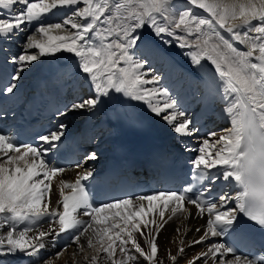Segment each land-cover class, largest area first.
Returning a JSON list of instances; mask_svg holds the SVG:
<instances>
[{
  "label": "snow or ice",
  "instance_id": "1",
  "mask_svg": "<svg viewBox=\"0 0 264 264\" xmlns=\"http://www.w3.org/2000/svg\"><path fill=\"white\" fill-rule=\"evenodd\" d=\"M17 5L19 9L11 11ZM62 9L67 10L62 21L44 24L47 15ZM0 11V41L30 30L42 37L27 36L21 54L11 61L15 67L9 83L0 88V93H13L21 74L40 57L67 52L78 58L76 74L83 76L93 93L67 110L94 109L102 98H111L114 91L146 104L157 116L163 114L178 138L193 137L197 131L188 114L179 108L167 88L159 86L157 76L143 71L147 62L133 55L140 39L138 29L150 27L157 36H175V30H180L186 35L177 37L179 46L196 49L190 53L193 62L200 64L206 59L213 66L221 98L226 102L223 111L232 125L216 140L221 147L214 154L209 150L210 140H203L183 190L126 196L96 205L83 184L93 176L89 171L78 174L75 183L61 181L62 199L58 204H62V212L50 208V182L65 169L44 157L56 149L65 126L61 124V131L38 137L48 146L44 149L19 145L14 135L0 132V229H6L0 231V264L7 256L30 260L39 257L45 241L55 240L61 233H73V242L79 243L90 229L100 245L97 253L105 254L104 259L111 264H165L159 258L157 243L166 222L165 213L170 209L173 217L183 212L190 217L187 205L194 206L201 217L208 214L206 225L195 230L203 235L193 239L192 246L203 244L209 237L235 233L255 249L241 255L228 243H211L188 264H199L201 260L204 264H264V241L256 249L252 235L237 227L243 217L252 229L264 234V0H0ZM53 29L66 34H52ZM221 30L229 36L226 38ZM187 37H193L195 42ZM241 44L246 50L237 46ZM29 50L38 52L29 54ZM96 158L91 153L85 159ZM22 161L24 165L20 166ZM218 166H223V171L214 175L211 170H219ZM220 179L242 189L235 197V207L229 206L228 194L222 193L218 201L206 199ZM68 188L71 193L65 195L63 190ZM150 213H158L160 222L146 219ZM81 215L90 220L81 219ZM42 218H50L48 230L29 236ZM26 220L31 224L20 230L17 224ZM150 224L146 235L144 229ZM140 237H144L147 249L138 242ZM184 243L181 239L175 254L168 252L171 264L184 256ZM129 244L134 253L127 247ZM88 246L94 247L91 238ZM117 250L121 259L115 258ZM91 261L98 264V255Z\"/></svg>",
  "mask_w": 264,
  "mask_h": 264
},
{
  "label": "bare ground",
  "instance_id": "2",
  "mask_svg": "<svg viewBox=\"0 0 264 264\" xmlns=\"http://www.w3.org/2000/svg\"><path fill=\"white\" fill-rule=\"evenodd\" d=\"M56 16H57L56 13L54 14L51 13L47 15L44 22L47 21L49 22L50 20L55 19ZM56 19H58V17H56ZM231 23H239V21H233ZM27 27L29 29L34 28L33 25H28ZM175 31H176L175 36H168L166 34L157 36L150 27L145 26L143 28L138 29L136 35H138L140 39L136 47H138V45L141 44V42L144 43V41L148 40L156 43L155 45H157L158 48L154 47L152 44L151 51L149 50V52L146 51L144 52V54L143 53L141 54V51L140 53L135 52V48H136L135 47L133 49V55L135 58L137 57L139 60H145L147 62L143 71H150L152 74H154L159 78V86L161 88L168 89L169 95L178 102L179 108L185 111L192 121L200 120L202 123L208 125L209 128L214 126L213 132L210 133H215L216 135L210 136L209 133L206 137H200L195 135L190 138L185 137L183 139H180L172 131L171 127L166 123V121L162 118H159L160 116L154 114L146 104L139 101L131 100L128 97L124 96L123 94L115 93L113 91L111 98L109 97L102 98V102L99 103L94 109L70 111L69 114L71 117H67V118L65 117L66 119H63L66 122L69 121L72 122L78 119L80 121L81 117L86 119L87 122L80 121V125L75 124L72 127H69V129L71 133L75 129L82 131L85 136L84 139L86 142L94 138L93 141L90 142L91 144L87 145V148L89 149L87 150L88 151L87 156L90 155L91 153H95L97 158L95 160H86L85 158L87 156H85L83 157L81 163L79 164L80 165L79 168L75 166L70 169H65L63 173L58 174L56 177L52 179V181L50 182L51 209H59V211L62 212V204H58V201H61L62 198L61 181H65L71 184V182L75 178H78V174L83 175L84 173L91 171L93 173V176H95L105 169L109 161L111 150L113 149L112 142L113 140L117 139L121 129L123 128L122 122H126L130 124L134 128L140 127L138 126L140 121L141 123L144 122L148 123V125L151 127L154 133L161 134L166 137L167 142L169 143L168 146L169 149H173V148L182 149L185 152V154H187L189 158L193 160L199 155L197 149L199 148V146L202 145L204 139L210 140L209 150L212 151L213 154L215 153L216 150H218L221 147L220 144H216V140L220 135L227 134V132L231 129L232 125H231V118L223 111V109L226 106V102L224 99L221 98L222 89L220 87L218 77L214 74L213 66H211L210 62H208L206 59L202 60L200 64H196L193 62L190 53L195 52L196 49L188 48V47H184V48L180 47L179 46L180 41L177 40V37L178 36L184 37L186 34L180 30H175ZM221 31L226 38L229 36L227 32H223V30ZM28 32L29 31L21 32L18 36H15L16 41L24 40V38L27 37L26 33ZM22 34L25 35L21 39ZM52 34L64 35L66 33L60 30L53 29ZM33 35L38 36L37 39H42V37L38 33H34ZM187 39L193 43L195 42L193 37H187ZM2 46L4 47L6 46V48L9 49V51L6 52H9L11 53L12 56H14L19 52H22V50L25 47V43L22 45L18 44V42H15L14 44H10L7 43L6 40H3ZM237 46L242 50H246L245 45L241 44ZM37 52L38 50H29V54H35ZM160 54H164L165 58H161ZM77 60L78 58L74 60L69 59L67 52H58L55 55L40 57L28 69L32 73L31 76H24V74L21 75V78L19 79V81H17L18 87L13 92L15 94L12 97L17 99L18 97L22 96L23 100H25L24 94L28 86V83L30 81L36 83L35 75L41 67L46 65H54V64L59 65L58 68L55 69L57 74V72L63 66V63L66 62L68 64L71 63V69L69 70L71 72V70L76 68ZM169 60L170 63L172 62L171 64L173 65L171 67V71L167 72L168 70H166L165 71L166 73L163 74L164 73L163 72L161 75L160 72H157V70H159L158 68L161 67L160 66L161 64L168 65L167 61L169 62ZM10 61L9 62L7 61V65L11 64L12 65L11 69H14V65L12 64V62L10 63ZM65 71L68 72L67 70ZM192 74H195V77L197 79L196 78L192 79L193 81L192 83H189L188 85L189 87L187 86V88L184 90L183 88L180 89L179 90L180 92H174V93L171 92L172 88L177 84H183V87H185L187 81L191 80ZM73 75H75V77L80 81H85L82 75L76 74V71L74 72ZM196 80L199 81L198 84L194 83L196 82ZM206 82L209 84V87L207 86L208 89H205V92L202 95L201 99L195 101L196 99L195 97H192L193 96L192 95L190 96V99L192 98V100L187 103V100H189L187 98L188 96L187 91L190 90V88H192L193 85L203 86V84H205ZM71 88H72V82H69L68 84H61L59 91L62 94H60V96L61 97L66 96L68 93L69 95L65 99L60 98V102H64L67 105H69L77 100L86 98L90 94H93L88 92L86 96L84 94L80 95L78 99L77 90L70 92L69 89ZM84 122L86 123L83 126L82 124ZM80 127H82L83 130ZM195 129L197 128L195 127ZM67 134L68 132L63 134V137ZM184 141L194 142L197 145V148L195 149L186 146V143H184ZM211 145H215V147H211ZM185 146L187 147L188 150H185ZM11 155H16V153H11ZM28 160L30 162L31 157H29ZM23 165L24 162L23 161L20 162V166ZM218 169L219 170L213 169L216 170L217 172L216 175L221 174V172L223 171V166H218ZM216 183L217 185L215 188L220 186L222 187V193L229 195L230 197L229 206L235 207V197L239 192L236 184L234 182H226L223 179H220ZM67 190H69V188L64 189L63 190L64 193ZM45 200H47V195L45 196ZM143 203L145 207H147V201H144ZM187 208L191 212L190 217L188 215V212H183L173 217L170 212V209L167 210L165 213L166 222L164 223V227L161 229L157 240L159 247V258L165 261V264H171V261L168 259L167 254L168 252H171L172 254L176 253L177 249L181 247L180 244L181 239L185 241L183 245V247L185 248V253L184 256L177 261V264H188V261L190 259L196 256L198 253L205 251L211 243H219V237H209V239L205 241L203 244L195 245V246L191 245V241L193 239H198L201 235H203V232L197 233L195 230L197 228H202L206 225V219L208 218V214L207 212H205L201 217L198 215L197 210L194 208V206L187 205ZM80 218L86 221L90 220V217H84L83 215H81ZM146 219L148 220L155 219L157 222H160V217L158 213L156 214L150 213ZM49 220L50 218H46L45 220L41 221L39 227L34 229L32 232H30L29 236L36 235L38 231L48 230L50 226ZM2 223H3V217H0V224ZM30 224L31 221L26 220L18 223L17 227L20 230H23L24 227ZM151 227L152 225L150 224L149 228L144 229L146 235L148 234L149 229ZM177 229H179V231H177ZM0 231L6 232V229H0ZM152 234L155 235V233ZM134 235L138 236L139 234L134 233ZM72 237H73V233L67 232L63 235H59V237L55 238V240H53L52 238H48L45 241L46 247L41 250L39 257H32L30 260L28 257H23V256H18V257L7 256V257H3V259L5 260L4 264H92L91 258L94 255H98V264H111L110 261L104 259L105 254L97 253L96 249L99 248L100 245L96 242V238L91 229L88 232H86L84 236L80 238L79 243H74ZM89 238L93 240L94 247L88 246ZM138 242L141 244L142 247L147 249L148 246L145 244L144 237H140ZM127 247H129L131 251L134 253V249L131 248L130 244L127 245ZM57 253H60V255L57 256ZM115 258L116 259L122 258L118 250L116 252ZM42 260L45 261L42 262ZM143 264H146V262H143ZM199 264H204V262L201 260Z\"/></svg>",
  "mask_w": 264,
  "mask_h": 264
},
{
  "label": "rangeland",
  "instance_id": "3",
  "mask_svg": "<svg viewBox=\"0 0 264 264\" xmlns=\"http://www.w3.org/2000/svg\"><path fill=\"white\" fill-rule=\"evenodd\" d=\"M33 2H35V0H33ZM19 5H17L16 6V8H14V9H11V11H16V10H18L19 9ZM63 10V9H62ZM58 10V11H54L52 14H54V13H56L57 14V16L56 17H58V19H56V17H55V19H52V20H50L49 22L47 21V22H44V24L45 25H48V24H52L53 22L55 23V22H58V21H62L63 20V18L65 17V15L67 14V10ZM0 14H2V11H0ZM54 20V21H53ZM30 33V34H29ZM34 34V32L33 31H29L28 33H26V36H29V35H33ZM25 34H22L21 35V39L23 38V36H24ZM36 38L38 37V36H35ZM15 38V36L12 38V39H10V40H6V42H8V43H12V44H14L15 43V40L16 39H14ZM20 39V40H21ZM26 39H27V37H25L24 38V40H22V41H18V44H20V45H22V44H24L25 42H26ZM151 40V39H150ZM3 43V41L1 42V44ZM147 45H145V44ZM144 43L143 42H141V44L142 45H145V46H142L141 44H139V48H138V50H137V52H140L141 51V54L142 53H144V52H146V47H148V45L149 44H152L153 42L152 41H148V40H146V41H144ZM0 44V63H4L5 61H10V60H12L13 59V57H16V56H18V54H21V52H19L18 54H16V55H14L13 57H12V59H10V58H6L9 54L7 53V52H4L3 51V49H6L7 50V48H5V47H3L2 45ZM145 47V48H144ZM140 54V55H141ZM66 55V54H65ZM162 55H163V57H164V54H160V56L162 57ZM136 59H138L137 57H136ZM167 63H169L168 61H167ZM67 65L65 64V67H66ZM162 66V65H161ZM168 65L167 64H165L164 65V67H161L159 70H157L158 72H160L161 73V75H162V73H163V71H164V73H165V70H166V67H167ZM73 67H75V66H73ZM71 68V63H70V66H69V68L67 67V69L69 70ZM165 68V69H164ZM28 71L30 72V70H26L25 72H23L21 75H23L24 74V76H28L29 75V73H28ZM76 71V68L75 69H73L71 72L69 71V76L70 75H72L74 72ZM65 72V73H64ZM68 72H66L65 70L64 71H62L61 72V76H62V80H65L64 82H70V81H72L73 80V89H69V91H72V90H75V89H77L78 88V94H77V96H79L80 95V89H81V91H84V95L86 96L87 95V93L89 92V93H91L90 92V89H88V83H86V81H81V82H79V79H75V75L74 76H71V77H69L68 75H66ZM163 73V74H164ZM67 77H66V76ZM64 77V78H63ZM73 77H74V79H73ZM69 78V79H68ZM78 82H79V84H78ZM82 83V84H81ZM84 83V84H83ZM80 86H82V87H80ZM208 86V85H207ZM84 87V88H83ZM179 87H182V85H180ZM83 88V89H82ZM203 89V88H202ZM198 90H199V88H197L195 91H193V93L195 94L196 93V91L198 92ZM82 94H83V92H82ZM76 102V101H75ZM162 119H163V115H161L160 116ZM80 121H86V119H84L83 117H81L80 118ZM80 121L78 120L77 121V123H80ZM73 123V122H72ZM70 124H68L67 125V127H70L69 126ZM43 261H45V260H42V262Z\"/></svg>",
  "mask_w": 264,
  "mask_h": 264
},
{
  "label": "water",
  "instance_id": "4",
  "mask_svg": "<svg viewBox=\"0 0 264 264\" xmlns=\"http://www.w3.org/2000/svg\"><path fill=\"white\" fill-rule=\"evenodd\" d=\"M69 56H70V57H72V58H74V57H75V56H74L73 54H71V53H69Z\"/></svg>",
  "mask_w": 264,
  "mask_h": 264
}]
</instances>
